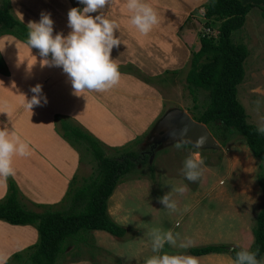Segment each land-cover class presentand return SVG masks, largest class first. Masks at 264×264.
<instances>
[{
    "label": "crops",
    "instance_id": "obj_1",
    "mask_svg": "<svg viewBox=\"0 0 264 264\" xmlns=\"http://www.w3.org/2000/svg\"><path fill=\"white\" fill-rule=\"evenodd\" d=\"M8 1L13 17L27 27L40 17L21 18L24 7H41L50 13L53 36L56 33L67 36L71 31L67 25L68 11L84 7L78 0ZM205 2L140 0L154 10L158 19L146 35L129 24L133 13L126 7L127 0H109L103 9L89 14L93 17L102 14L114 22V37L120 40L119 47L114 46L110 53L120 73L119 82L102 92L76 95L62 68L43 66L44 58L38 50L30 49L11 35L0 36V57L6 69L0 71V130L7 128L9 133L14 132L29 149L26 156L12 157L14 175L8 178L29 204L59 205L78 173L79 155L55 131L57 117L78 124L110 149L130 144L151 129L164 102L159 87H171L175 78L187 70L191 53L199 48V35L195 48L191 49L183 30L188 15ZM48 59L51 61L50 55ZM36 84L42 85L47 103L28 110L21 95L26 102L30 100L33 95L30 89ZM6 187L7 180L0 177V200ZM37 238L36 229L29 225H11L0 220V264H8L15 253L35 244ZM198 260L199 264L207 261L234 264L228 256L219 254L200 256Z\"/></svg>",
    "mask_w": 264,
    "mask_h": 264
},
{
    "label": "rangeland",
    "instance_id": "obj_2",
    "mask_svg": "<svg viewBox=\"0 0 264 264\" xmlns=\"http://www.w3.org/2000/svg\"><path fill=\"white\" fill-rule=\"evenodd\" d=\"M26 8L22 9L21 18L40 17L44 12L41 7ZM201 13V7L193 11L184 26L183 33L191 49L195 48L200 34L207 33L216 39L218 23L210 22V29L203 28ZM232 38L248 48L245 76L237 87V99L245 110L248 123L258 127L264 123V21L257 8L247 13L243 27L234 32ZM2 71L6 72V69ZM186 71L175 78L171 87H159L164 102L158 118L172 108L183 109L189 115L194 112L192 97L185 88ZM199 96L201 102L202 96ZM146 136L132 149L142 162L149 157L148 163L139 165L136 174L127 175L107 204L109 216L126 229V234L122 238H114L107 232H92L96 247L94 259H90L83 248L78 261L71 262L70 256L65 255L57 264H145L147 258L162 252L190 255V248L210 244L250 249L253 242L251 229L258 211L264 206V195L257 181L258 162L243 140L237 138L227 148L220 147L215 151L198 150L192 145L189 146L193 148L184 145L177 150L174 144L150 150V146L143 145ZM196 150L204 164L196 169L201 172L200 178L190 182L184 175L187 171L184 161L195 159L193 153ZM93 169V161L85 156L78 168L77 183L88 177ZM181 187L186 188L182 193L174 190ZM165 195L169 196V203L175 204L174 210L160 203V198ZM154 229H158L161 236L171 230L176 238L175 246L165 243L161 253H153ZM182 244L189 246L181 247ZM219 255L230 258L227 253Z\"/></svg>",
    "mask_w": 264,
    "mask_h": 264
},
{
    "label": "trees",
    "instance_id": "obj_3",
    "mask_svg": "<svg viewBox=\"0 0 264 264\" xmlns=\"http://www.w3.org/2000/svg\"><path fill=\"white\" fill-rule=\"evenodd\" d=\"M201 8L203 28L210 29V22L218 23V27L216 39L207 33L199 35V48L189 59L184 82L193 102L194 112L190 116L208 128L221 148H227L237 138L243 140L258 162L257 181L264 195V135L248 123L237 99V87L244 79V63L249 52L243 42L232 38V34L243 27L252 8L259 10L264 21V0H206ZM28 31V27L11 14L9 1L0 0V36L11 35L26 44ZM2 69L4 64L0 57V71ZM54 126L57 134L77 151L79 161L90 157L94 169L79 184L74 177L57 206L29 204L14 181L7 178L6 193L0 200V220L11 225L34 226L38 235L35 244L15 253L8 264H57L65 255L75 262L83 255V248L90 259H94L93 231L107 232L114 238H122L127 232L109 216L107 204L118 184L127 175L136 174L139 165L148 163L149 157L142 162L132 149L142 143L148 132L130 144L110 149L69 119L57 117ZM148 169H152L149 164ZM254 223L253 242L248 250L210 244L190 248L188 253L195 257L227 253L235 261L237 252L259 249L256 259L262 264L264 206Z\"/></svg>",
    "mask_w": 264,
    "mask_h": 264
},
{
    "label": "clouds",
    "instance_id": "obj_4",
    "mask_svg": "<svg viewBox=\"0 0 264 264\" xmlns=\"http://www.w3.org/2000/svg\"><path fill=\"white\" fill-rule=\"evenodd\" d=\"M108 2L109 0H78V3L84 7L82 10L74 7L68 11L67 25L71 31L67 36H63L62 33H56L53 36L54 22L50 18V13L41 12L38 22L28 23L27 46L38 50L40 57L44 58L41 61L43 66L62 68L76 95L85 91H106L119 82L118 67L110 59L112 48L120 45V40L114 37L116 25L104 18L102 14L95 17L89 15L103 9ZM126 7L130 13H133L129 24L141 34L149 33L152 26L158 22L154 10L147 4L140 3V0H127ZM49 55L51 61L48 59ZM30 91L33 95L27 102L21 95L28 110L47 103L46 97L42 94V85L36 84ZM184 131L186 132V129ZM256 131L264 135V123L260 124ZM187 142L199 149L204 143V138L200 137L195 142ZM185 143L186 141L183 140L175 142L174 147L180 150ZM28 154V145L22 142L14 132L9 133L7 128L0 130V177L6 181L9 176L14 175L12 167L14 155L23 157ZM193 156L195 159L187 158L184 161V167L187 169L184 175L190 182H195L200 178L201 172L196 169L204 164L199 151L194 152ZM174 190L182 193L186 188L181 187ZM160 203L168 209H175V204L169 203L168 195L160 198ZM158 233V229L153 230V253H161L165 243L175 246L176 238L171 230L162 236ZM189 244H182L181 247L186 248ZM258 252L259 249L256 252H237L234 264H245V262L246 264H260L256 259ZM145 264H199V260L195 256L170 255L162 252L160 255L147 258Z\"/></svg>",
    "mask_w": 264,
    "mask_h": 264
},
{
    "label": "water",
    "instance_id": "obj_5",
    "mask_svg": "<svg viewBox=\"0 0 264 264\" xmlns=\"http://www.w3.org/2000/svg\"><path fill=\"white\" fill-rule=\"evenodd\" d=\"M200 137L204 138V143L198 150L220 149V145L204 124L194 121L183 109L172 108L154 123L143 145L150 146L151 149H162L181 140L186 141L185 145H192L187 141L195 142Z\"/></svg>",
    "mask_w": 264,
    "mask_h": 264
},
{
    "label": "flooded vegetation",
    "instance_id": "obj_6",
    "mask_svg": "<svg viewBox=\"0 0 264 264\" xmlns=\"http://www.w3.org/2000/svg\"><path fill=\"white\" fill-rule=\"evenodd\" d=\"M150 150H151V148H150Z\"/></svg>",
    "mask_w": 264,
    "mask_h": 264
}]
</instances>
